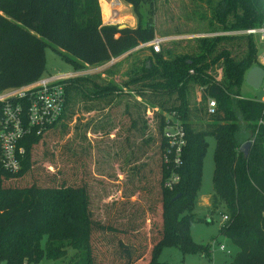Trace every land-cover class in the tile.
Wrapping results in <instances>:
<instances>
[{
    "label": "trees",
    "instance_id": "trees-1",
    "mask_svg": "<svg viewBox=\"0 0 264 264\" xmlns=\"http://www.w3.org/2000/svg\"><path fill=\"white\" fill-rule=\"evenodd\" d=\"M121 1L131 6L136 27L102 23L101 17L120 21L111 11V6L121 9L116 1L103 3L101 13L98 0H0V89L41 78L48 45L79 71L85 63L107 61L158 36L154 15L159 0ZM179 1L173 17L188 22L184 11L189 1ZM192 3L189 17L198 14L197 21H206L208 31L233 32L264 22L263 0ZM177 47L179 52L173 50ZM122 58L126 69L120 86L112 69L120 60L102 72L66 80L59 119L40 132L31 130L19 142L24 148L20 170L10 173L0 165V258L7 264H40L44 257L51 262L63 257L67 264H159L157 253L166 243L182 253L209 256V247L194 244L188 235L190 217L177 219L181 209L189 211L193 205L203 136L209 134L215 139L210 201L214 208L224 207L227 219L219 233L237 247L229 264H264L263 140L255 136L247 155L240 151L254 136L261 112L257 101L239 95L246 71L257 62L256 40L243 33L173 37L161 42L157 52L146 46ZM78 94L97 107L90 121H96L100 133L89 154L72 153L65 145L54 150ZM208 97L216 102L213 114L207 112ZM175 121L185 132L179 164L173 153L167 154L168 161L164 156V131ZM102 129L115 130L108 137ZM131 130L138 135L148 131L134 149ZM173 174L177 180L165 186ZM47 191L62 195L52 201L50 211L43 196ZM12 238L16 242L5 249Z\"/></svg>",
    "mask_w": 264,
    "mask_h": 264
},
{
    "label": "rangeland",
    "instance_id": "rangeland-1",
    "mask_svg": "<svg viewBox=\"0 0 264 264\" xmlns=\"http://www.w3.org/2000/svg\"><path fill=\"white\" fill-rule=\"evenodd\" d=\"M120 4L122 5L121 9L118 10L117 8L111 9V11H115L118 13V16H120V21H112L109 22L107 20H103L101 17V21L103 24H109V25H120L123 28L126 26H130L132 24V17L129 14V16H124L122 13L125 12V10L128 12L131 11V6L129 9V5H126L124 2L118 0ZM168 4L164 5L166 0H159L157 2V9L155 12V18L157 21H159V25L157 27L156 33L158 36H172L174 38H180V37H200V36H213L215 34H220L223 32H213L208 31L206 29V21H197L198 14L194 13L193 17H189L190 13L193 12L192 7L193 3L192 1L195 0H188L189 5L188 8L184 11L186 14L185 17L190 19L188 22H178L177 19H175L173 16H175L176 6L178 3H180L179 0H168ZM186 1L184 3L186 4ZM114 0H99V4L102 10V4L113 3ZM117 2V0H116ZM163 3V4H162ZM190 6V7H189ZM115 7V6H114ZM175 7V8H174ZM126 8V9H125ZM173 8V12H169V10ZM123 9V10H122ZM164 11V13H163ZM167 11L169 14H167ZM122 12V13H120ZM102 13V12H101ZM166 17L165 15L169 16L168 18L171 19V21L168 23L166 22V19L163 18ZM171 16V18H170ZM188 16V17H187ZM173 17V21H172ZM167 19V20H169ZM180 19V18H179ZM193 20V21H192ZM200 20V19H199ZM107 22V23H106ZM158 24V23H157ZM182 24V25H181ZM187 33H183V32ZM225 33V32H224ZM173 46V44L170 46V48ZM173 50L179 52L180 47L174 48ZM257 55L261 54V44L257 43ZM132 52L133 50H129L124 52L123 54L112 57L107 61L101 62V63H93V64H84V71L86 73H97L104 69V67L109 66L111 63L118 62V66H113L112 69H114V81L115 84H118L119 86L122 84V82L118 83L120 78L118 76V68L123 65V61L125 59L122 58V56H125L127 53ZM149 53H151V50H148ZM130 57L128 58V60ZM73 66L68 61L64 60L60 55H58L50 45H48L45 48V71L43 76L47 75H55V74H63L73 71ZM122 72V71H121ZM120 72V73H121ZM118 76V77H117ZM239 95L241 98L244 99H252L254 101H260L264 97V91L262 87H259L257 89H254L247 85L245 81H243L239 88ZM81 95H76L73 99V105L69 108L67 111V118L62 128H59V131L61 133L60 139L57 141V143L54 146V150L59 145H65L72 153L76 154H89L91 152L90 144L91 141L99 137V126H95L96 121H90L92 116L97 114V110H95L97 107L95 106L96 102L88 101L87 99L84 100ZM95 102V103H94ZM124 102V101H123ZM140 109V108H138ZM133 111V108H131ZM150 121V122H149ZM147 123H149L148 130H152L153 134V127L151 125V120L147 119ZM96 128V130H95ZM107 128V127H106ZM115 130V129H114ZM113 129H110L107 131L106 129H102L101 133L108 134L107 136H112ZM108 132V133H107ZM138 131L131 130L129 135L130 140V146L131 149H134L136 144L135 141L141 137L146 138L148 136V131L145 130L142 135H138ZM105 135V134H104ZM259 135L262 136V140L264 143V133L260 130ZM203 142H204V151L203 156L201 159V174H200V183L199 187L196 190L193 198V205L191 209L185 210L181 209L180 212L177 213V219L183 220L185 217H190L191 221L187 224V231L188 235L190 236L191 241L194 244L198 245H207L209 247V256H205L202 253L198 251H187L185 253H182L174 244H164L161 246L160 250L157 253V262L159 264H229L232 259L235 256V253L237 252V247L232 243V241L224 236L223 234L219 233V227L222 223V213L224 212V207L221 205L219 207H212L210 197L213 191V171H214V160H213V153L215 148V139L212 135H204L203 136ZM153 143V142H152ZM143 149H146V146L143 145ZM44 166H47L48 163L44 162ZM119 179L121 176L118 177ZM117 179V178H116ZM46 204L49 205V211L52 207V201L58 200L62 195L56 192H50L47 191L43 194ZM117 196V194H114V198ZM110 197L108 200H110ZM95 212V218L101 219V216L99 214L98 209H93ZM50 218L52 219V215H50ZM16 240L12 238L7 245H5L6 248H10L14 245ZM41 247H43V240L40 243ZM223 246L224 249L220 250V246ZM64 256V255H63ZM67 264V261L62 257L60 260H57L56 262H51V260L44 257L40 264ZM0 264H7V261L4 258H0Z\"/></svg>",
    "mask_w": 264,
    "mask_h": 264
},
{
    "label": "built area",
    "instance_id": "built-area-1",
    "mask_svg": "<svg viewBox=\"0 0 264 264\" xmlns=\"http://www.w3.org/2000/svg\"><path fill=\"white\" fill-rule=\"evenodd\" d=\"M229 33L247 34L261 44L262 51L260 55H257V63L255 65L260 66L264 70V22L244 30L220 34ZM171 38L173 37L156 36L151 41L140 44L132 50L151 46L153 51L157 52L160 50L161 42ZM84 74H87L84 70H73L63 74L45 75L22 86L0 89V165L4 171L17 173L20 170L24 148L19 145V142L31 130L40 132L59 119L66 104V80ZM259 87H262L264 91V74ZM257 102L261 106V112L255 121L254 136L250 139L251 143H253L255 136H259L262 139V136L259 135L260 130L264 133V97ZM215 110V100L208 97L207 112L213 114ZM164 132L168 144L166 155H164L165 161L169 160L167 154L173 153V162L179 164L181 150L185 144L184 128L179 121H175L171 126L166 127ZM176 180L177 176L173 174L164 184L169 187ZM226 219L227 216L222 215V220L225 221ZM223 249L224 247L221 245L220 250Z\"/></svg>",
    "mask_w": 264,
    "mask_h": 264
},
{
    "label": "water",
    "instance_id": "water-1",
    "mask_svg": "<svg viewBox=\"0 0 264 264\" xmlns=\"http://www.w3.org/2000/svg\"><path fill=\"white\" fill-rule=\"evenodd\" d=\"M123 26V25H122ZM122 26H118V28H123ZM264 70L260 66H252L249 68L244 76V81L247 85L250 87L257 89L259 87V84L261 82V79L263 77ZM251 146V141L246 140L240 147V151L244 154L247 155L248 150ZM179 195H176L173 199H176Z\"/></svg>",
    "mask_w": 264,
    "mask_h": 264
},
{
    "label": "crops",
    "instance_id": "crops-1",
    "mask_svg": "<svg viewBox=\"0 0 264 264\" xmlns=\"http://www.w3.org/2000/svg\"><path fill=\"white\" fill-rule=\"evenodd\" d=\"M99 1V0H98ZM114 1H116V0H114ZM121 1V0H120ZM117 2L120 4V2L117 0ZM123 2V1H122ZM112 4V3H111ZM126 4V3H125ZM100 5V4H99ZM121 5V4H120ZM126 5H129V4H126ZM112 7V9H114L115 7L114 6H111ZM121 7H122V5H121ZM123 8V7H122ZM126 9V8H125ZM129 9H130V5H129ZM100 10H101V7H100ZM123 10V9H122ZM131 11H132V9H131ZM101 12H102V10H101ZM120 13H122V12H120ZM123 14H125L124 16H129V14L131 15L130 17H132V24H130V26H126V27H132V28H134V27H136V25H137V20H136V17L134 16V14H133V12H127L126 10H125V12L124 13H122V15ZM112 15L115 17V16H118V13H116L115 11H112ZM107 23V22H106ZM142 48V47H141ZM144 53H146L145 51H144ZM123 57V56H122ZM112 64V63H111ZM108 67V66H107ZM106 67H104V69H105ZM126 69V66L125 65H123V66H120L119 67V73H118V76L119 77H121L120 75H122V73H120L121 71H124ZM103 70V69H102ZM102 70L101 71H99V72H102ZM103 76H104V74H102ZM117 76V77H118ZM241 98V97H240Z\"/></svg>",
    "mask_w": 264,
    "mask_h": 264
},
{
    "label": "bare ground",
    "instance_id": "bare-ground-1",
    "mask_svg": "<svg viewBox=\"0 0 264 264\" xmlns=\"http://www.w3.org/2000/svg\"><path fill=\"white\" fill-rule=\"evenodd\" d=\"M257 63V62H256Z\"/></svg>",
    "mask_w": 264,
    "mask_h": 264
}]
</instances>
